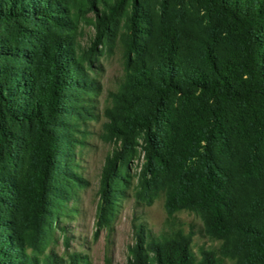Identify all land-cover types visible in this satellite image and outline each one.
<instances>
[{
    "label": "trees",
    "instance_id": "trees-1",
    "mask_svg": "<svg viewBox=\"0 0 264 264\" xmlns=\"http://www.w3.org/2000/svg\"><path fill=\"white\" fill-rule=\"evenodd\" d=\"M198 1L227 21L225 30L199 29L184 10L165 16L147 0H0V23L35 40L30 50L0 36V140L6 122L35 123L43 144L34 212L44 217L78 178L72 131L95 117L89 101L98 92L88 70L103 47L119 45L124 75L104 128L122 145L110 169L141 138L143 190L151 198L165 191L168 216L198 212L236 264H264V0ZM89 12L95 34L84 46ZM1 192L15 193L9 185ZM7 229L0 228V264H88L79 253L40 256L33 239ZM134 234L128 264H222L214 249L195 253L192 228L157 235L136 225Z\"/></svg>",
    "mask_w": 264,
    "mask_h": 264
},
{
    "label": "rangeland",
    "instance_id": "rangeland-1",
    "mask_svg": "<svg viewBox=\"0 0 264 264\" xmlns=\"http://www.w3.org/2000/svg\"><path fill=\"white\" fill-rule=\"evenodd\" d=\"M147 1L156 11L163 9L165 16L184 10L199 29L213 24L225 30L227 26L223 17L206 12L198 0ZM86 17L79 36L84 46L95 34L93 13H87ZM0 36L18 38L30 50L34 49V37H26L24 29L15 24L0 23ZM229 40L231 43L232 38ZM88 71L98 84V92L89 101L95 117L81 122L72 131L77 139L72 160L78 178L70 192H63V200L53 199L47 205L44 217L38 218L34 212L35 178L43 138L34 122L4 124L6 136L0 140V186L9 185L15 193L5 196L0 187V228L8 227L7 233L22 232L33 239L42 251L40 256L53 253L67 259L79 253L88 264H128L129 245L134 242L136 225L157 235L192 228L195 231L192 248L197 255L201 247L211 248L217 251L222 264H236L237 258L223 250V242L205 233L200 213L180 210L169 217L165 191L151 198L143 190L147 173L141 138L136 137L133 154L110 169L122 139L106 133L105 109L112 105V93L118 90L124 75L121 47L118 45L111 51L103 47L102 54ZM104 177L107 181L102 189ZM52 183L53 192L59 193L62 184L58 176L53 177Z\"/></svg>",
    "mask_w": 264,
    "mask_h": 264
}]
</instances>
